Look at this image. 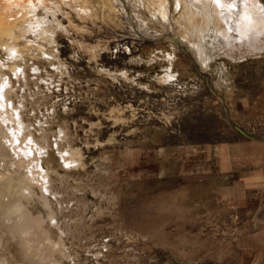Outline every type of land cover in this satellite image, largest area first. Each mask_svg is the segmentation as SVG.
<instances>
[{
    "label": "rangeland",
    "instance_id": "obj_1",
    "mask_svg": "<svg viewBox=\"0 0 264 264\" xmlns=\"http://www.w3.org/2000/svg\"><path fill=\"white\" fill-rule=\"evenodd\" d=\"M236 2L0 0V264H229L264 186L231 210L183 191L202 150L264 140Z\"/></svg>",
    "mask_w": 264,
    "mask_h": 264
},
{
    "label": "crops",
    "instance_id": "obj_2",
    "mask_svg": "<svg viewBox=\"0 0 264 264\" xmlns=\"http://www.w3.org/2000/svg\"><path fill=\"white\" fill-rule=\"evenodd\" d=\"M247 81L250 86V79L247 78ZM259 83L260 91L246 89L245 102L253 109L260 105L264 121V75ZM202 151L206 154L201 156L203 160L197 168L198 179L189 177L184 186L185 205L191 210L195 200H198L199 206L213 201V204L223 203L229 210L244 209L251 194L264 186V140L229 142ZM257 212L260 213L257 218L253 215L251 222L246 221L239 226L245 231L239 240L230 238L229 244L223 246L220 253L223 258L220 260L227 263V259L229 264H233V248L236 247L243 257V264H264V217L261 215V206L255 209L254 213Z\"/></svg>",
    "mask_w": 264,
    "mask_h": 264
},
{
    "label": "bare ground",
    "instance_id": "obj_3",
    "mask_svg": "<svg viewBox=\"0 0 264 264\" xmlns=\"http://www.w3.org/2000/svg\"><path fill=\"white\" fill-rule=\"evenodd\" d=\"M201 3L202 2H200V4ZM162 5H164V4H162ZM240 5H241V8H240ZM201 6L203 7V4H201ZM228 8H230L231 11L233 9H239L238 14L236 13V18H234L233 20H235V19L237 20V22H236L237 23L236 24L237 25V31H238V33L241 34V39L247 41V42H245V44L249 43L255 49L263 50L264 49V0H238V2L233 3L231 5V7L229 6ZM220 13L221 12L219 10V12H217L215 14V16L217 17V21L219 20V18H221ZM232 13H233V11H232ZM14 14H16V13H14ZM237 18H241V19H237ZM206 19L208 21L211 20L210 16L206 17ZM239 20H241V22H239ZM219 21H221V20H219ZM220 25H221V23H220ZM233 26L232 25L230 26L231 31H234ZM9 28H10V26H8L7 21L4 19L3 13L0 14V34H2V33L4 34V33H6V31L8 32ZM229 38L231 39V37H229ZM232 40H234V39H232ZM252 46H250V47H252Z\"/></svg>",
    "mask_w": 264,
    "mask_h": 264
},
{
    "label": "water",
    "instance_id": "obj_4",
    "mask_svg": "<svg viewBox=\"0 0 264 264\" xmlns=\"http://www.w3.org/2000/svg\"><path fill=\"white\" fill-rule=\"evenodd\" d=\"M233 126H235V128H237L241 132L245 133V131L239 125H237L236 123H233Z\"/></svg>",
    "mask_w": 264,
    "mask_h": 264
}]
</instances>
